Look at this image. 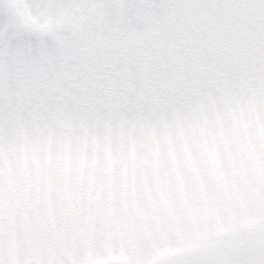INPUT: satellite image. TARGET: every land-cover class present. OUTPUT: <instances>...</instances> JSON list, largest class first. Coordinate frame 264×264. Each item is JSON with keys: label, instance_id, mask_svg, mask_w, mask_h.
Here are the masks:
<instances>
[{"label": "snow or ice", "instance_id": "obj_1", "mask_svg": "<svg viewBox=\"0 0 264 264\" xmlns=\"http://www.w3.org/2000/svg\"><path fill=\"white\" fill-rule=\"evenodd\" d=\"M0 264H264V0H0Z\"/></svg>", "mask_w": 264, "mask_h": 264}]
</instances>
